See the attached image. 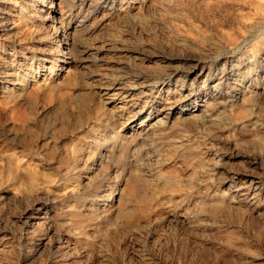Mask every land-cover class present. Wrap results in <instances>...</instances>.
<instances>
[{
    "label": "rangeland",
    "instance_id": "rangeland-1",
    "mask_svg": "<svg viewBox=\"0 0 264 264\" xmlns=\"http://www.w3.org/2000/svg\"><path fill=\"white\" fill-rule=\"evenodd\" d=\"M0 59V264H264V0H0Z\"/></svg>",
    "mask_w": 264,
    "mask_h": 264
},
{
    "label": "bare ground",
    "instance_id": "bare-ground-1",
    "mask_svg": "<svg viewBox=\"0 0 264 264\" xmlns=\"http://www.w3.org/2000/svg\"><path fill=\"white\" fill-rule=\"evenodd\" d=\"M78 2V1H77ZM102 2V1H101ZM104 2V1H103ZM74 3V2H73ZM83 3H84V1H83ZM72 4V3H71ZM111 5V4H110ZM107 6V5H106ZM109 7V6H108ZM114 11V10H113ZM5 21V20H4ZM56 21V20H55ZM9 22V21H8ZM60 22V21H59ZM62 25V24H61ZM7 27V26H6ZM11 27V25L8 27V28H10ZM57 31V33H59V35H61V34H64V30L65 29H63L62 27H57V28H55ZM8 30V29H7ZM10 30H12V29H9L8 30V32H11ZM83 32H84V29H83ZM79 33V32H78ZM83 34V33H82ZM68 35H69V33H68ZM58 36V35H57ZM70 38V37H69ZM82 40H81V37L79 36V35H76V34H72L71 33V38H70V42H66V43H64V47H65V49L68 51L67 53H65V55H66V57H68L67 59H71L72 60V58H74V56L73 55H76V53H78L79 51H80V47H81V44H82V42H81ZM109 47V46H108ZM105 49H106V47H105ZM108 50V49H107ZM60 51V50H59ZM118 52H122V53H125V54H129V53H132L131 52V49L130 48H128V47H121V48H119L118 50H117ZM68 55H70V56H68ZM121 55V54H120ZM115 58V57H114ZM5 60V59H4ZM4 60L3 59H0V64L3 66V63H5L4 62ZM6 64V63H5ZM4 67V66H3ZM7 67V66H6ZM169 68V67H168ZM6 69V68H5ZM187 72V79H188V77L190 76V72H191V70H187L186 71ZM228 72V71H227ZM5 75V74H4ZM7 77H8V75H7ZM15 77V76H14ZM12 78V77H11ZM166 78V77H165ZM186 80V79H185ZM223 80H224V82L225 83H232V84H234L235 86H241V79L239 78V74L238 73H235V72H228V73H225V75L223 76ZM188 83V80H186L185 81V83H183V85L185 86L186 84ZM141 86V85H140ZM143 86H145V88H150V89H152V88H154V85L153 84H151V83H149V82H147V81H143ZM185 89V88H184ZM127 90V89H126ZM141 90V89H140ZM144 91V90H143ZM125 92H123V94L122 95H125L126 97H128V96H131L132 94H124ZM259 95V97L261 98L262 96H263V94L262 93H260V94H258ZM140 96V95H139ZM181 96L183 97V98H186V99H188V101L191 103L192 101V97L194 96L192 93H189V94H187L186 96H184V94H181ZM211 97L213 98V101H212V108L215 110V111H223V110H226V96L222 93V91L221 90H219V89H216L215 91H213V93H212V95H211ZM237 98L239 99V100H242L243 102H245V103H247V102H249V101H251V100H253V98H250V97H248V95L246 96V94L244 93V92H239V94H238V96H237ZM119 99V98H118ZM196 99V98H195ZM184 105V104H183ZM193 107V104L192 105H187V106H185L184 108H182L181 110H184V111H186V110H190L191 108ZM189 112H191V111H189ZM173 116V115H172ZM167 121V120H166ZM235 122V121H234ZM240 129V128H239ZM243 174V173H242ZM251 178H252V180H251V182L249 183V185L247 186V188L248 187H250V188H253L255 191H260V187H259V185H260V182H258L257 180H256V178L255 177H253V176H250ZM260 178V177H259ZM243 189V188H242ZM262 189V188H261Z\"/></svg>",
    "mask_w": 264,
    "mask_h": 264
}]
</instances>
